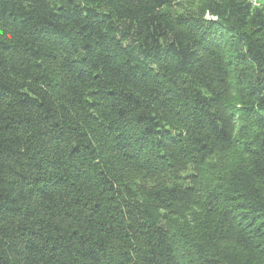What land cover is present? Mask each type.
Here are the masks:
<instances>
[{
    "label": "trees",
    "instance_id": "1",
    "mask_svg": "<svg viewBox=\"0 0 264 264\" xmlns=\"http://www.w3.org/2000/svg\"><path fill=\"white\" fill-rule=\"evenodd\" d=\"M171 2L0 0V264H264V3ZM219 153L204 196L135 186Z\"/></svg>",
    "mask_w": 264,
    "mask_h": 264
},
{
    "label": "rangeland",
    "instance_id": "2",
    "mask_svg": "<svg viewBox=\"0 0 264 264\" xmlns=\"http://www.w3.org/2000/svg\"><path fill=\"white\" fill-rule=\"evenodd\" d=\"M209 1L210 0H172L171 5L165 10L173 16L183 12H193L197 15L205 14L206 18H211L213 16L206 12ZM262 1L264 3V0ZM242 66L243 65H240L236 71L232 69L235 73L236 80L234 83L235 86H229V94L231 96L233 95L236 99H240L246 93L245 91L247 89L243 86L245 82L244 79L252 78V74L249 73V70ZM236 104L240 106V103ZM255 109H257L255 113L257 117L260 115L264 116V110L259 109V106H256ZM241 112L244 113V115H239V117H243L241 124H244L247 129L248 125L256 129V116L249 114L248 110ZM229 157V153H219L216 156H210L206 162L198 161L191 164H179L172 167L167 172L155 174L135 173L133 179L136 180L135 186L138 189H142V187L151 188L167 180V182L172 184L176 183L181 187L193 188L195 190V197L204 196L206 191L213 190L223 183L222 180L224 176L230 172L233 166V162L230 161ZM138 174L140 177H138ZM190 210V207H188L185 212H190Z\"/></svg>",
    "mask_w": 264,
    "mask_h": 264
},
{
    "label": "built area",
    "instance_id": "3",
    "mask_svg": "<svg viewBox=\"0 0 264 264\" xmlns=\"http://www.w3.org/2000/svg\"><path fill=\"white\" fill-rule=\"evenodd\" d=\"M250 1V4L253 6V7H261L262 4H263V1L262 0H249Z\"/></svg>",
    "mask_w": 264,
    "mask_h": 264
}]
</instances>
